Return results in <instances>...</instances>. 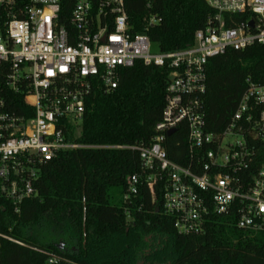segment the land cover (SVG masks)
Wrapping results in <instances>:
<instances>
[{
	"label": "built area",
	"instance_id": "1",
	"mask_svg": "<svg viewBox=\"0 0 264 264\" xmlns=\"http://www.w3.org/2000/svg\"><path fill=\"white\" fill-rule=\"evenodd\" d=\"M204 1L215 15L194 44L163 54L154 53L147 35L129 32L125 0H73L66 20L63 0H0V194L15 211L35 195L39 166L83 148L66 139L65 127L82 122L95 86L112 92L119 71L141 62L170 71L162 120L151 146L114 148L139 152L150 173L146 185L153 196L161 185L164 212L178 234H201L220 215L264 235V162L257 164L264 159V85L248 81L218 133L207 130L202 105L211 58L264 45V0ZM237 15L248 18L237 23ZM19 95L23 115L13 109ZM178 128L187 133L189 167L171 162L165 148L168 132ZM139 184L137 175L128 179L125 200ZM59 262L49 256L45 264Z\"/></svg>",
	"mask_w": 264,
	"mask_h": 264
},
{
	"label": "trees",
	"instance_id": "2",
	"mask_svg": "<svg viewBox=\"0 0 264 264\" xmlns=\"http://www.w3.org/2000/svg\"><path fill=\"white\" fill-rule=\"evenodd\" d=\"M73 6L63 0L62 20ZM125 7L129 32L147 35L163 54L192 46L215 15L204 0H125ZM247 18L234 17L237 23ZM169 80L167 68L138 62L119 71L112 92L95 86L82 122L65 127L66 139L83 148L39 166L35 195L18 211L0 194V264H45L49 256L59 264H264V235L239 230L234 217L212 215L201 234H178L164 212L161 185L154 196L146 185L150 173L139 152L114 148L151 146ZM248 81L264 85V45L229 49L208 61L202 105L209 132L226 128ZM13 109L23 115L20 95ZM165 148L171 162L189 167L186 130L168 136ZM133 175L139 190L125 200Z\"/></svg>",
	"mask_w": 264,
	"mask_h": 264
},
{
	"label": "water",
	"instance_id": "3",
	"mask_svg": "<svg viewBox=\"0 0 264 264\" xmlns=\"http://www.w3.org/2000/svg\"><path fill=\"white\" fill-rule=\"evenodd\" d=\"M174 132H175L174 130L168 132V136H172L174 134Z\"/></svg>",
	"mask_w": 264,
	"mask_h": 264
},
{
	"label": "rangeland",
	"instance_id": "4",
	"mask_svg": "<svg viewBox=\"0 0 264 264\" xmlns=\"http://www.w3.org/2000/svg\"><path fill=\"white\" fill-rule=\"evenodd\" d=\"M154 53H157V52L154 50Z\"/></svg>",
	"mask_w": 264,
	"mask_h": 264
}]
</instances>
